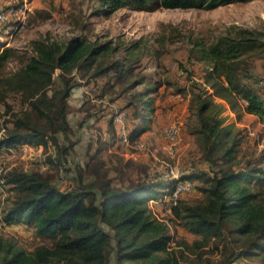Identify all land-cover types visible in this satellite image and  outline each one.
<instances>
[{
  "label": "trees",
  "instance_id": "16d2710c",
  "mask_svg": "<svg viewBox=\"0 0 264 264\" xmlns=\"http://www.w3.org/2000/svg\"><path fill=\"white\" fill-rule=\"evenodd\" d=\"M99 1L107 14L108 8L210 9L247 0ZM233 28L199 48V61L208 68L204 86L192 100L195 123L189 128L196 135L199 155L187 161L189 166L180 169L178 178L171 181L157 172L153 179L127 185L93 171L89 181L79 175L63 190L39 172L12 169L2 177L8 192L0 209L2 224L31 226L42 242L25 250L0 234V264H189L168 248L169 221L195 236L191 244L177 242L189 254L201 257V249L212 243L214 249L221 245L227 264H249L251 259L264 264V155L250 150L243 129L225 123L222 115L225 102L236 117L241 113L264 117V94L256 87L252 60L246 59L264 48V29ZM116 48L111 41L98 43L85 36L30 41V53L22 55L14 71L0 77V86L4 93L24 96L35 118L30 112L16 118L14 127L5 129L0 150L22 142L50 143L57 153L53 164H60L65 147L57 140L59 135L67 138L68 99L80 80L112 71L124 83L132 72L126 57L107 64L99 61L101 54ZM14 51L0 50V71ZM145 80L132 81L123 90ZM135 92L146 113H133L127 140H135L152 123L147 115L154 109L153 92L148 87ZM202 163L203 168L198 166ZM184 181L191 183L190 189L173 195L174 183ZM192 192L191 201L182 198ZM160 198L168 221L148 205ZM238 259L244 261L234 263Z\"/></svg>",
  "mask_w": 264,
  "mask_h": 264
},
{
  "label": "rangeland",
  "instance_id": "374dc122",
  "mask_svg": "<svg viewBox=\"0 0 264 264\" xmlns=\"http://www.w3.org/2000/svg\"><path fill=\"white\" fill-rule=\"evenodd\" d=\"M23 3L28 8L24 25L14 33H9L11 23L0 26V50L3 47L15 49L0 71V77L20 65L22 55L30 53V41L38 38L62 41L85 36L98 43L111 41L117 48L101 54L99 61L107 64L126 57L127 64L132 67L124 83L118 82L112 71L91 80H80L66 109L71 128L67 138L59 135L57 140L65 147L60 164H53L57 162V153L50 143L44 146L22 142L18 147L0 150V177L12 169L35 171L63 190L79 175L84 182L89 181L93 171L102 179H113L115 184L122 181L131 185L153 179L157 172H163L171 181L177 179L182 166L199 155L196 135L189 133L195 123L192 100L204 86V72L208 68L205 62L199 61V48L206 47L219 35L233 31L234 26L264 29V0L236 1L210 9L108 8L107 14L101 10L99 0H0V10ZM135 58L138 59L136 62ZM246 59L252 60L256 87L264 94V48ZM76 77L80 79L79 75ZM141 77L146 79L143 84L137 83L123 90L125 85H131ZM143 87L153 92L154 109L147 115L152 123L135 140L126 141L122 135L125 133L127 138L134 121L133 113L143 110L135 92ZM27 112L35 118L24 96L4 93L0 86V139L5 129L14 127V120ZM239 123L244 127V143L256 154L264 155V117H259L258 121L243 118ZM172 125L179 127L177 140L165 136V131ZM198 166L203 168L205 163ZM182 196L191 201L195 193ZM162 198L150 200L148 205L158 218L168 221ZM1 204L2 201L0 209ZM168 225L171 237L168 248L182 261L227 264L221 245L217 249L212 243L205 246L201 249V257L189 254L184 245H177V242L191 244L195 236L176 227L172 221ZM0 234L25 250L42 242L31 226L22 223L5 226L1 217ZM243 261L238 259L234 263ZM248 262L262 264L259 259Z\"/></svg>",
  "mask_w": 264,
  "mask_h": 264
},
{
  "label": "built area",
  "instance_id": "2783aa9c",
  "mask_svg": "<svg viewBox=\"0 0 264 264\" xmlns=\"http://www.w3.org/2000/svg\"><path fill=\"white\" fill-rule=\"evenodd\" d=\"M27 5L25 3L8 7L5 10H0V26L5 23H11V30L9 33H14L15 30L19 29L25 23ZM124 132V130L122 131ZM123 139L127 141L125 133H123ZM165 136L170 140H177L179 136V127L177 125H172L165 131ZM4 180L0 177V190L4 188ZM190 182L184 181L179 183H174L173 195H177L180 192L188 191L190 189ZM1 194V193H0Z\"/></svg>",
  "mask_w": 264,
  "mask_h": 264
},
{
  "label": "crops",
  "instance_id": "0c3cea01",
  "mask_svg": "<svg viewBox=\"0 0 264 264\" xmlns=\"http://www.w3.org/2000/svg\"><path fill=\"white\" fill-rule=\"evenodd\" d=\"M224 106H225V109L222 112V115L225 118V123H230V124L234 125L236 128H243L244 129L243 125L241 123H239V121L243 118H253L254 121L259 120L258 115H254V114H250V113H241L239 117H236V114L228 108V106L225 102H224ZM189 164H190L189 162H186L182 167L189 166ZM0 193H1L0 194V201H3L6 198L8 192L5 188H3L2 191L0 190Z\"/></svg>",
  "mask_w": 264,
  "mask_h": 264
}]
</instances>
